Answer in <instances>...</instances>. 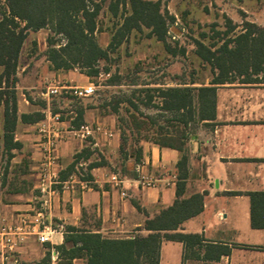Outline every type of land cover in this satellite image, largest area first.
Wrapping results in <instances>:
<instances>
[{"label": "crops", "instance_id": "1", "mask_svg": "<svg viewBox=\"0 0 264 264\" xmlns=\"http://www.w3.org/2000/svg\"><path fill=\"white\" fill-rule=\"evenodd\" d=\"M42 30L30 32L27 36L15 75L18 118L13 134L14 141L21 147L12 151L10 161L13 165L26 161L28 168L26 173L20 174L19 180H0V228L24 226V232L15 236L17 246L10 261L20 263L29 258L38 259L48 251L53 258L58 252L56 246L63 243L66 226L79 227L107 239H132L146 234L143 230L145 220L155 217L174 202L179 174L184 172L187 174L185 196L201 193L204 205L202 212L184 221L179 231L198 234L202 243L186 245L164 240L160 248V264H264V229L251 226L249 196V193L264 191V83L244 84L239 79L217 85L215 117L196 121V127L188 131L182 151L150 141L141 142L139 164L157 179L153 188L139 186L136 166L128 173L122 171L120 132L113 115H99L94 110L84 109V124L94 129L87 140L65 132L72 125L70 119L61 118L66 135L58 150L59 180L60 173L85 148L89 149L90 155L88 160H81L82 170L87 172V164L92 162H103V165L91 169V180L86 186L70 180L74 173L61 181L64 184L55 186L58 193L53 198L51 212L47 213V221L55 229L50 242L41 243L35 232L26 231L28 227L22 224V220H31L39 207L37 185L42 155L38 129L50 112L46 93L52 87L61 92L92 84L78 68H51L46 57L48 35ZM30 44L36 46L34 52H26L25 48ZM210 82L199 86L195 82L166 86L198 88L210 86ZM1 86L0 90H4V80ZM26 91L31 92L33 100L39 99L46 104L38 105ZM4 108L0 99V161L4 155ZM36 112L43 115L41 120L22 121V114ZM98 127L101 130L97 131ZM106 131L111 136L106 135ZM164 135L172 134L165 131ZM183 156L186 165L179 169L178 163ZM112 174L123 180L122 188L110 182ZM121 190L126 192V197L121 196ZM245 197L249 200V224L245 226L251 231H260L261 234L256 235L262 237L261 245H240L226 239L227 232L240 230L237 207L232 203ZM10 261L3 262L0 256V264H12Z\"/></svg>", "mask_w": 264, "mask_h": 264}, {"label": "trees", "instance_id": "2", "mask_svg": "<svg viewBox=\"0 0 264 264\" xmlns=\"http://www.w3.org/2000/svg\"><path fill=\"white\" fill-rule=\"evenodd\" d=\"M120 6L123 9L129 6V10L122 13L120 26L108 46L103 48L96 36L100 30L98 18L102 11V5L97 0H0V88L3 80L6 85L4 90H0V99L5 105L4 154L8 159L12 158L14 149L21 147L19 142L14 141L13 134L18 118L14 85L20 53L30 32L49 30L46 57L53 70L78 68L90 78L101 74L100 63L108 62L111 54L133 31L148 29L149 36L163 43L168 53H173L166 39L169 23L174 21V17L162 11L161 0H118L109 9L113 16H118ZM228 25L233 29L230 21ZM197 47V56L211 66L213 78L210 86L158 90L162 99L161 109L179 113V122L184 127L190 122L215 117L217 85L232 83L237 79L244 84L264 83V26L246 22L239 34L223 42L217 49L212 50L201 42L197 43ZM109 81L115 83L114 78ZM151 98L146 107H151ZM83 115L84 108L78 109L76 116L70 118V124L75 128L80 127L84 124ZM42 117L40 112L21 115L24 122H37ZM188 135L184 129L179 136L140 138L135 148L129 149L126 148L127 138L122 134V171L128 173L141 162L142 141L182 151ZM83 150L60 173L61 181L82 170L79 165L81 160H88L90 155L89 149ZM101 165L103 162L88 163L86 176L82 179L91 180V169ZM185 165L186 157L183 156L178 168L184 169ZM186 179L187 174L181 172L174 202L161 209L155 217L145 220L143 230L146 234L132 239H107L79 227L66 226L63 243L56 246L60 264H76V260H83L82 264H160V248L164 240L186 245L201 244L202 238L198 234L179 231L181 224L200 214L204 205L201 193L185 196ZM249 196L251 226L264 229V191L249 193ZM50 259L48 251L45 261L49 262Z\"/></svg>", "mask_w": 264, "mask_h": 264}, {"label": "rangeland", "instance_id": "3", "mask_svg": "<svg viewBox=\"0 0 264 264\" xmlns=\"http://www.w3.org/2000/svg\"><path fill=\"white\" fill-rule=\"evenodd\" d=\"M117 1L97 0L102 5V11L98 18L100 30L96 36L103 48L108 46L120 26L122 13L129 10V6L125 9L120 6L118 16H113L109 9ZM161 3L162 11L174 17V21L169 23L166 39L172 54L166 51L163 43L149 36L148 29L133 31L111 54L108 62L100 63L101 74L89 77L95 87L92 95L78 98L64 89L59 94L47 95L50 112L60 114L64 120L75 117L80 108L94 110L99 115L111 114L115 117L120 137L123 134L127 138L126 148L129 149L135 148L140 138L161 139L165 131L179 136L184 129L189 132L194 129L195 122L184 127L179 122V113L161 109L162 99L158 90L172 83L195 82L199 86L210 82L213 78L212 69L197 56V43L201 42L215 50L239 34L246 22L263 26L264 0H161ZM228 21L233 29L229 27ZM42 32L49 34L47 29ZM25 49L26 52H34L36 46L30 44ZM111 78L115 79V83L109 81ZM26 93L33 100L31 92ZM149 97H152L151 107H146ZM33 101L41 106L46 104L39 99ZM27 168L26 161L13 165L4 154L0 161V180H19L20 174L26 173ZM232 204L237 207V225L240 230L227 232L226 239L240 245H261L262 237L260 239L256 235L261 234L260 231H251L245 226L249 224L248 198ZM45 258L46 255H43L17 264H60L61 261L60 258L55 261L51 258L48 262ZM83 262L75 261L76 264Z\"/></svg>", "mask_w": 264, "mask_h": 264}, {"label": "built area", "instance_id": "4", "mask_svg": "<svg viewBox=\"0 0 264 264\" xmlns=\"http://www.w3.org/2000/svg\"><path fill=\"white\" fill-rule=\"evenodd\" d=\"M95 87L93 84H89L85 87H75L67 88L66 91L70 95L78 98L88 97L94 93ZM59 88H50L46 95H56L59 94ZM62 120L60 114L48 112L45 120L39 126L40 142L39 149L42 155V162L40 165V171L38 176L37 190L39 192V207L35 212V215L31 220H22V224L28 227L26 231L35 232L38 235V239L41 243L50 242L55 229L47 221V213L51 212L52 201L55 195H57V190L55 186L57 184H64L59 180V170H58V150L60 143L65 140V135L67 133L74 137L80 138L81 140H87L93 135L94 129L89 124H82L80 127L75 128L71 126L65 132L62 127ZM101 130L100 127L97 131ZM106 135L111 136L107 131ZM83 165H80L82 167ZM137 172V182L141 188H153L156 187L157 179L147 170L143 169L142 164L136 165ZM86 176V170L79 171L78 174L74 173L71 175L70 180H77L84 186L88 184L87 180L82 178ZM110 182L117 188H122L123 180L117 175H110ZM68 183V182H67ZM121 196L126 197L125 191L121 190ZM24 226L17 228H0V256L3 262L10 261V257L13 255L15 248L17 246L16 235L24 232ZM59 252H55V256L52 258L53 261L57 260ZM17 264V260L13 261Z\"/></svg>", "mask_w": 264, "mask_h": 264}]
</instances>
